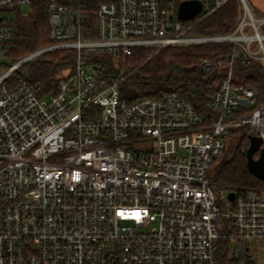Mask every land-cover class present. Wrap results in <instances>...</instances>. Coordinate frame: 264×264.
<instances>
[{
    "label": "built area",
    "instance_id": "2783aa9c",
    "mask_svg": "<svg viewBox=\"0 0 264 264\" xmlns=\"http://www.w3.org/2000/svg\"><path fill=\"white\" fill-rule=\"evenodd\" d=\"M32 1L0 0V264H219L223 238L253 259L264 247V188L209 176L233 129L248 127L264 146V103L233 77L239 63L264 61V17L239 0L232 30L198 35L196 25L230 0H199L188 20L178 14L183 0H43L50 43L11 61L6 12L28 16ZM209 43L232 48L201 60L205 73L227 67L206 111L177 91L128 101L126 74L108 79L85 56ZM56 51L74 53L73 71L41 96L26 66Z\"/></svg>",
    "mask_w": 264,
    "mask_h": 264
},
{
    "label": "trees",
    "instance_id": "16d2710c",
    "mask_svg": "<svg viewBox=\"0 0 264 264\" xmlns=\"http://www.w3.org/2000/svg\"><path fill=\"white\" fill-rule=\"evenodd\" d=\"M31 12L32 16L31 14L25 16L20 10H16L14 45L11 50V57L14 61L50 43L47 13L43 0H33ZM242 14L243 8L239 0H230L201 20L192 33L198 35L226 34L236 26ZM27 17L31 18L28 20ZM96 25L94 13H90L89 28L85 36H95ZM231 48L232 45L229 43L182 44L170 45L152 56L155 50L152 47L137 48L129 56L121 54L119 57H114L106 51L88 52L85 56H92V63L98 66L108 79L126 74L120 92L121 96L128 101L143 96H153L162 91H177L190 99L196 108L206 111L209 96L220 85L227 73V67L218 66L211 72L205 73L201 69V60L204 57L218 60L224 54H228ZM73 59L74 53L71 51H56L45 54L26 66L39 95L44 96L57 90L58 70L63 65L72 64ZM233 77L235 84H243L254 90L257 95V105L264 103V61L251 59L245 64L239 63L233 68ZM127 88L130 94L125 91ZM249 135L248 127L232 130L227 141V143L230 141L228 151H226V144L223 152L224 154L226 151V157L218 162L222 154L211 167L209 177L215 185L233 188H264V176L252 170L247 157L250 145ZM258 156L259 152L254 154L255 159ZM232 242L230 238L218 240L216 259L219 264H240L243 259H246L245 264H255L245 255V247H243V253L238 256L236 250L232 249Z\"/></svg>",
    "mask_w": 264,
    "mask_h": 264
},
{
    "label": "water",
    "instance_id": "95a60500",
    "mask_svg": "<svg viewBox=\"0 0 264 264\" xmlns=\"http://www.w3.org/2000/svg\"><path fill=\"white\" fill-rule=\"evenodd\" d=\"M201 9V2L199 0H183L179 5L178 14L183 20L193 18ZM98 66H93V69L97 70ZM250 145L247 151V157L249 160L250 167L255 172L264 176V146L261 147L262 141L260 138L249 135ZM259 152V157L254 158V154ZM233 198V195H230Z\"/></svg>",
    "mask_w": 264,
    "mask_h": 264
},
{
    "label": "rangeland",
    "instance_id": "374dc122",
    "mask_svg": "<svg viewBox=\"0 0 264 264\" xmlns=\"http://www.w3.org/2000/svg\"><path fill=\"white\" fill-rule=\"evenodd\" d=\"M248 1H249V0H248ZM249 4H250V2H249ZM250 6H251V8H253V11H254L255 15H256L258 18H263V17H264V13H262V12H260V11H257V10H256L251 4H250ZM26 10H28L29 14L32 13L29 7H27ZM32 15H33V14H31V16H32ZM6 17H7L8 19L15 20V18H16V10H15L14 8H12L11 11L6 12ZM27 18H28V20H29L31 17H27ZM29 23H31V21H29ZM247 30H249V29L247 28ZM151 55H152V54H151ZM89 58H92V56L89 57ZM11 61H14V60L11 59ZM115 61L117 62V59H116ZM116 62H114V64H116ZM135 68H137V67H135ZM68 70H69V71H73V65H72V64L63 65V66L58 70V72H57V78L59 79V77H62L63 75H65V74L67 73ZM129 73H130V72H129ZM125 91H126L127 93L130 94V91H129L128 88H127V90L125 89ZM228 140H229V139H227V141H228ZM229 145H230V141L227 143L226 151H228ZM226 151H225V153L219 158L218 162L221 161V159H223L224 157H226V155H227V154H226ZM221 221H222V220H221ZM220 225H221V229L223 230V232H225V231H226V227H227V226H226V222H225V221H224V222H220ZM237 244H238V242L235 241V240H233V242L231 243L233 251L236 250ZM262 247H263V246H262ZM262 247H261V249H259V250L257 251V253L253 254V259H252V260L254 261L255 264H264V250H263ZM247 252H248V251H247Z\"/></svg>",
    "mask_w": 264,
    "mask_h": 264
},
{
    "label": "crops",
    "instance_id": "0c3cea01",
    "mask_svg": "<svg viewBox=\"0 0 264 264\" xmlns=\"http://www.w3.org/2000/svg\"><path fill=\"white\" fill-rule=\"evenodd\" d=\"M249 2L257 11L264 13V0H249Z\"/></svg>",
    "mask_w": 264,
    "mask_h": 264
},
{
    "label": "snow or ice",
    "instance_id": "6c2138e0",
    "mask_svg": "<svg viewBox=\"0 0 264 264\" xmlns=\"http://www.w3.org/2000/svg\"><path fill=\"white\" fill-rule=\"evenodd\" d=\"M136 215L139 216V213H137Z\"/></svg>",
    "mask_w": 264,
    "mask_h": 264
},
{
    "label": "flooded vegetation",
    "instance_id": "af4514ba",
    "mask_svg": "<svg viewBox=\"0 0 264 264\" xmlns=\"http://www.w3.org/2000/svg\"><path fill=\"white\" fill-rule=\"evenodd\" d=\"M261 147H262V145H261ZM256 153H257V152H256ZM256 153H255V154H256ZM258 157H259V156H258ZM258 157H257V158H258Z\"/></svg>",
    "mask_w": 264,
    "mask_h": 264
}]
</instances>
